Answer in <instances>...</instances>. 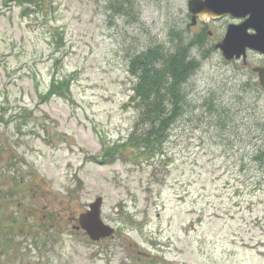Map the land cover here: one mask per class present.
<instances>
[{
  "label": "rangeland",
  "instance_id": "374dc122",
  "mask_svg": "<svg viewBox=\"0 0 264 264\" xmlns=\"http://www.w3.org/2000/svg\"><path fill=\"white\" fill-rule=\"evenodd\" d=\"M112 1L46 0L24 12L0 0V190L20 181L4 212L32 226L11 245L1 233L0 264H264V92L214 50L240 21L193 26L187 0H129L128 16L117 15ZM196 38L199 69L162 155L100 164L137 118L134 55ZM247 59L264 68L260 54ZM64 79L68 93L41 101ZM97 197L114 235L92 242L75 228Z\"/></svg>",
  "mask_w": 264,
  "mask_h": 264
},
{
  "label": "trees",
  "instance_id": "16d2710c",
  "mask_svg": "<svg viewBox=\"0 0 264 264\" xmlns=\"http://www.w3.org/2000/svg\"><path fill=\"white\" fill-rule=\"evenodd\" d=\"M2 2L5 7L13 3L24 12H31L34 9L43 8L46 0H2ZM112 2L111 6L115 14L128 16L131 9L129 0H113ZM194 47L198 49L202 46L199 42L183 43L181 41L173 53L164 54L155 47L149 48L144 54L134 55L129 64V71L135 84L131 88L133 93L129 102L135 107L138 113L137 118L125 142L103 149L100 164L106 165L123 157L137 165L141 161L149 162L162 155V144L168 137L169 128L184 112L185 92L181 90L182 86L189 80V76L199 69L200 62L190 55ZM68 89V79L52 81L48 91L41 94L40 99L48 102L56 95H64V91L68 93ZM6 113L7 108H0V124L6 122L7 119H4ZM21 113L22 110L14 119L23 121L24 116ZM253 156L256 160L259 159L261 151H255ZM12 181L14 186L10 187L11 189L6 192L0 190V236L4 233L9 245L14 242L16 234L32 232V226L24 225L11 212H4V209L9 208L8 200L16 201L12 193H18L22 188L18 189L20 181L16 179ZM7 193H11L10 196L7 197ZM17 210L20 208L16 205L15 211ZM33 238L38 237L33 236ZM1 243L2 241L0 245Z\"/></svg>",
  "mask_w": 264,
  "mask_h": 264
},
{
  "label": "water",
  "instance_id": "95a60500",
  "mask_svg": "<svg viewBox=\"0 0 264 264\" xmlns=\"http://www.w3.org/2000/svg\"><path fill=\"white\" fill-rule=\"evenodd\" d=\"M187 3L192 23L197 18L208 21L230 17L240 21V24L227 26L224 37L214 46L225 61L236 60L245 65L248 51L264 56V0H189ZM252 73L257 74L264 91V69L254 67ZM102 206V198L97 197L77 217L76 228L93 242L107 239L114 233V228L102 220Z\"/></svg>",
  "mask_w": 264,
  "mask_h": 264
},
{
  "label": "flooded vegetation",
  "instance_id": "af4514ba",
  "mask_svg": "<svg viewBox=\"0 0 264 264\" xmlns=\"http://www.w3.org/2000/svg\"><path fill=\"white\" fill-rule=\"evenodd\" d=\"M189 0H187V2H188ZM188 4V3H187ZM191 15V14H190ZM224 18H229V17H224ZM224 18H219V20L220 19H224ZM219 20H208V21H202V20H200L199 18H197L196 20H195V22H193L192 23V15H191V22H190V24L191 25H193V26H197V24H202V25H207L206 23H208L209 21H211V22H215V21H219ZM202 34H203V32H201V33H199V36H202ZM205 34L208 36H211L212 34L208 31H205ZM197 40H198V38H196V42H197ZM220 40V39H219ZM249 54V53H248ZM262 56V55H261ZM262 57H264V56H262ZM254 67H259V68H262V69H264L262 66H258V65H249V66H247L246 68H248L249 69V71H250V73L254 76H257V74L256 73H252V69L254 68ZM257 79H258V76H257ZM258 81V80H257ZM258 84H259V82H258Z\"/></svg>",
  "mask_w": 264,
  "mask_h": 264
}]
</instances>
